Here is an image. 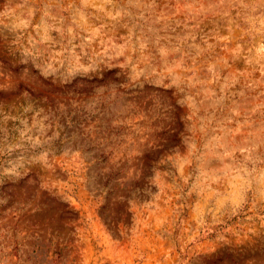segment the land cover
<instances>
[{
    "label": "rangeland",
    "instance_id": "1",
    "mask_svg": "<svg viewBox=\"0 0 264 264\" xmlns=\"http://www.w3.org/2000/svg\"><path fill=\"white\" fill-rule=\"evenodd\" d=\"M0 264H264V0H0Z\"/></svg>",
    "mask_w": 264,
    "mask_h": 264
}]
</instances>
